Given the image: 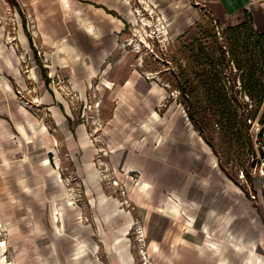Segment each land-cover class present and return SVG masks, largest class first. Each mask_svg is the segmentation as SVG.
Masks as SVG:
<instances>
[{
  "label": "crops",
  "instance_id": "0c3cea01",
  "mask_svg": "<svg viewBox=\"0 0 264 264\" xmlns=\"http://www.w3.org/2000/svg\"><path fill=\"white\" fill-rule=\"evenodd\" d=\"M31 2L38 32L33 39L23 19L19 39L47 62L33 68L38 114L8 96L9 72L20 78L17 63L3 55L0 64V264H141L137 227L152 264H264L259 205L221 168L192 122L182 121L179 106L158 112L169 96L165 86L137 69L122 81L108 78L123 66L107 63L137 6L177 30L195 16V5L223 25L250 20L260 34L264 0ZM98 73L111 97L101 143L52 86L61 74L85 98ZM117 177L121 186L108 180ZM78 185L84 207L69 194Z\"/></svg>",
  "mask_w": 264,
  "mask_h": 264
},
{
  "label": "rangeland",
  "instance_id": "374dc122",
  "mask_svg": "<svg viewBox=\"0 0 264 264\" xmlns=\"http://www.w3.org/2000/svg\"><path fill=\"white\" fill-rule=\"evenodd\" d=\"M17 2L19 9L7 0H0V64L4 56H10L17 63L20 78L9 72L8 96L32 114H38L37 98L41 94L33 68L38 59L43 65L47 62L44 56L41 58L37 53L36 59L31 49L27 51L21 46L23 19L33 39L38 29L31 0ZM38 8L46 14L50 10L41 5ZM194 11L196 14L190 22L177 30L156 12L137 6L135 23L125 27L117 49L107 59V63L123 68L108 73V78L122 81L132 69H137L142 77L165 86L169 92L157 108L159 113L173 105L179 106L182 121L191 122L186 110L194 111L198 125L215 147L221 168L248 191L246 195L259 205L264 216V39L246 27L228 30L231 25L221 24L205 7L194 5ZM61 27L58 24L59 31ZM37 47L41 49L38 44L34 50ZM102 77V73L94 76L83 93L85 98L68 81L66 86L61 74L54 77L52 84L54 91L72 103L75 117L79 119L76 121L81 122L83 117L91 136L100 134L95 136L100 143L104 117L111 108V97L101 83L106 77ZM180 85H186L187 91L183 92ZM190 98L194 104L185 109L184 104ZM116 179L108 178L121 186L123 178ZM80 190L79 185L69 187V194L75 203L84 207ZM133 232L138 261L152 264L143 229L137 227ZM2 237H8L7 231Z\"/></svg>",
  "mask_w": 264,
  "mask_h": 264
},
{
  "label": "trees",
  "instance_id": "16d2710c",
  "mask_svg": "<svg viewBox=\"0 0 264 264\" xmlns=\"http://www.w3.org/2000/svg\"><path fill=\"white\" fill-rule=\"evenodd\" d=\"M7 1H8L13 7L19 9V5H18L17 0H7ZM24 21H25V19H24ZM244 27H246V28H248L249 30H251V32H252L253 34H255L258 38H262V39H264V33H260V34L257 33V32L255 31V29H254V27H253V25H252V22H251L250 20H247V21H245V22H242V23H240V24H238V25H236V26H230V27H228L227 29H228V30H236V29H238V28H244ZM27 34L30 35L28 32H27ZM44 76H45V78H46L47 81L50 80V79L47 77L45 71H44ZM179 88H180L183 92H186V91H187V89H186V85H180ZM182 103L184 104V102H182ZM185 103H186V104H184V105H185V109L189 108L191 105L194 104V102L191 100V98L188 99V101L185 102ZM186 112L188 113V115H189V119L191 120V122H192V124L194 125V127L196 128V130L200 133V135L205 139V141H206V142L212 147V149L214 150V152L217 154V152H216V150H215V147H214L213 144L211 143L210 139L206 136V134L204 133L203 129L198 125V123H197V119H196V115L194 114V111L192 112V111H187V110H186ZM221 167H222V166H221ZM222 169L226 172V174H227L232 180H234L233 176H232L230 173H228L224 168H222ZM234 181H235V180H234ZM235 183H236V184H239L237 181H235ZM242 189L245 191L246 194H248V191H247V190H245L243 187H242Z\"/></svg>",
  "mask_w": 264,
  "mask_h": 264
},
{
  "label": "built area",
  "instance_id": "2783aa9c",
  "mask_svg": "<svg viewBox=\"0 0 264 264\" xmlns=\"http://www.w3.org/2000/svg\"><path fill=\"white\" fill-rule=\"evenodd\" d=\"M253 198H254V196H253Z\"/></svg>",
  "mask_w": 264,
  "mask_h": 264
}]
</instances>
